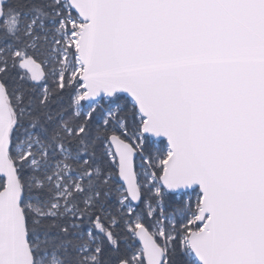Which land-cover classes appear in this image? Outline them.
Listing matches in <instances>:
<instances>
[{
	"label": "snow or ice",
	"instance_id": "6c2138e0",
	"mask_svg": "<svg viewBox=\"0 0 264 264\" xmlns=\"http://www.w3.org/2000/svg\"><path fill=\"white\" fill-rule=\"evenodd\" d=\"M0 264H264V0H0Z\"/></svg>",
	"mask_w": 264,
	"mask_h": 264
}]
</instances>
